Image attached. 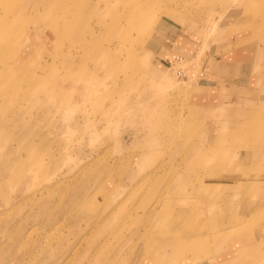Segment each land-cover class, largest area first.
Instances as JSON below:
<instances>
[{"label":"rangeland","instance_id":"rangeland-1","mask_svg":"<svg viewBox=\"0 0 264 264\" xmlns=\"http://www.w3.org/2000/svg\"><path fill=\"white\" fill-rule=\"evenodd\" d=\"M0 32V264H264V115L217 68L260 75L264 0H0Z\"/></svg>","mask_w":264,"mask_h":264},{"label":"crops","instance_id":"crops-1","mask_svg":"<svg viewBox=\"0 0 264 264\" xmlns=\"http://www.w3.org/2000/svg\"><path fill=\"white\" fill-rule=\"evenodd\" d=\"M179 43L180 42H178V44ZM178 44H176L175 46L176 47L180 46ZM243 49L246 50V48H243ZM163 50L166 52L163 55H168L169 52H171V54H172V49L169 51V49L163 48ZM247 51L249 53L250 63L253 61V66L250 67L249 74L242 73L240 71L238 74H235L234 79H230L229 75H230L231 70L229 69V65L232 64L229 62L230 60L227 62L222 61V60L218 61L219 65L217 68L223 70V72H222L223 74H220V75H223V77L221 78L222 82L226 83V84H224L225 86H223L224 90H227V93L230 92L231 94H233L234 97L240 95L241 93L247 92L248 94H246V96L248 95V97H246V99L248 100V102L249 101L255 102V106H256V107H254L255 108L254 110H250V111H257L258 113L264 115V67L262 65L259 66V69H261V73H260V75H258L255 72L256 71L255 60L257 59V57H259L257 47H255V46L254 47L252 46V48L247 47ZM239 65H240V63H239ZM237 69L239 70V69H241V67H238ZM237 76H240V77H237ZM221 79H220V81H221ZM220 81H218V82H220ZM229 84H231V85H229ZM217 85L220 86L219 83ZM228 90H230V91H228ZM243 103H245V101ZM250 111L239 112V114L234 113V116L237 117L238 120H240L241 117H243V115H245L246 113H248ZM262 118H264V117H262ZM250 154H251L250 157L253 158V160H254V156H252V153H250ZM251 158H250L249 164H250V162L252 163ZM257 159H256V161H257ZM262 160H264V159H262ZM261 164L264 165V162H262ZM200 261L205 262V264H210V259L200 260ZM195 263H198V262H194L193 264H195Z\"/></svg>","mask_w":264,"mask_h":264},{"label":"bare ground","instance_id":"bare-ground-1","mask_svg":"<svg viewBox=\"0 0 264 264\" xmlns=\"http://www.w3.org/2000/svg\"><path fill=\"white\" fill-rule=\"evenodd\" d=\"M2 37V35H1V32H0V44L1 43H5L6 41L4 40V39H2L1 38ZM18 40V39H17ZM177 60V59H176ZM4 68H7V66H4ZM14 68H17V67H15V66H13V65H11L10 67H9V69H10V72L11 73H13V69ZM179 76H183V72L182 71H179L178 73H177ZM76 77H80V75H78V74H76ZM256 114V113H258L257 111H250V112H248V113H246L245 115H243V118L244 117H249L251 114L252 115H254V114ZM263 120H264V118H263ZM261 123V122H260ZM253 125H255L254 126V129L253 130H260L261 128L256 124V123H254ZM248 126H250V125H248ZM247 126V127H248ZM237 130V129H236ZM227 134H229V133H227ZM227 134H224V136H227ZM252 134V133H251ZM251 134L249 133V132H246V135L247 136H251ZM233 135V134H232ZM254 135H256V134H253V136ZM257 150L258 149H260V148H256ZM252 159V158H251ZM245 161V160H244ZM161 212H163V211H161ZM179 219L181 220L182 218L181 217H178V219H176V221H179ZM156 222H158L160 225H162V224H169L170 222L172 223V219L171 218H169V217H167L166 215H162V216H160V217H157L156 218ZM27 237L29 238L30 237V234H28L27 235ZM166 258L168 259V260H171L172 259V254H170V253H167V255H166ZM178 263V262H177Z\"/></svg>","mask_w":264,"mask_h":264}]
</instances>
